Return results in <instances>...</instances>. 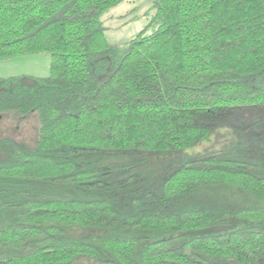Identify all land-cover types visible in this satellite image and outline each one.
<instances>
[{
    "label": "trees",
    "instance_id": "1",
    "mask_svg": "<svg viewBox=\"0 0 264 264\" xmlns=\"http://www.w3.org/2000/svg\"><path fill=\"white\" fill-rule=\"evenodd\" d=\"M123 1L0 0V62L51 58L0 80L40 124L0 138V264H264V147L193 152L264 111V0H154L117 45Z\"/></svg>",
    "mask_w": 264,
    "mask_h": 264
},
{
    "label": "rangeland",
    "instance_id": "2",
    "mask_svg": "<svg viewBox=\"0 0 264 264\" xmlns=\"http://www.w3.org/2000/svg\"><path fill=\"white\" fill-rule=\"evenodd\" d=\"M153 4L154 0H125L109 9L102 18L105 26L108 28V41L112 44L122 45L134 38L148 25L154 15ZM50 60L49 55L41 54L1 61L0 80L18 77L21 82H11L7 86V89L15 90L18 86L32 81L31 77L48 76L50 72ZM2 90L3 88L0 87V91ZM244 115L246 116L241 118V121L239 118H236L238 127H244L246 124L249 125L254 119L256 123H253L246 130H232L231 127L235 126L233 123L227 128H218L216 136L210 142L198 145L193 152L200 153L201 151H206L209 147L213 148L212 144L217 147L223 146V138L228 135L230 136L229 139H226L228 145L233 143L242 146L243 142L240 144L241 140L247 139L254 143H259L264 147V111ZM249 116H252L250 120ZM39 126V119L35 113L29 115H22L18 112L0 114V138H13L30 147H35Z\"/></svg>",
    "mask_w": 264,
    "mask_h": 264
}]
</instances>
